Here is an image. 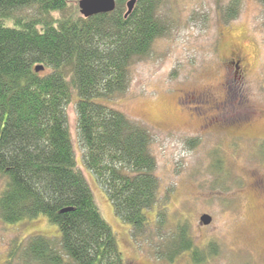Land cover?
<instances>
[{
	"label": "trees",
	"instance_id": "1",
	"mask_svg": "<svg viewBox=\"0 0 264 264\" xmlns=\"http://www.w3.org/2000/svg\"><path fill=\"white\" fill-rule=\"evenodd\" d=\"M79 1L0 0V220L44 215L59 229L57 237L12 241L6 264H125L77 162L66 111L73 99L81 165L129 224L133 240H149V227L160 230L166 220L151 130L104 102L127 89L134 61L166 34L162 0H136L128 14V0H116L113 11L89 17ZM26 8L36 16L19 13ZM220 10L228 23L238 1ZM153 207L154 224L146 214ZM167 240L156 246L157 259L188 253L190 264H209L218 254L214 243L197 247L185 221Z\"/></svg>",
	"mask_w": 264,
	"mask_h": 264
},
{
	"label": "rangeland",
	"instance_id": "2",
	"mask_svg": "<svg viewBox=\"0 0 264 264\" xmlns=\"http://www.w3.org/2000/svg\"><path fill=\"white\" fill-rule=\"evenodd\" d=\"M230 1L162 0L166 34L134 61L127 89L104 100L152 132L159 203L167 199L162 232L151 225L149 240H133L129 224L81 165L74 99L66 107L77 162L125 264H190L188 253L171 262L156 254L183 221L197 247H218L209 264H264V0H237V17L223 23L220 9ZM19 13L37 14L34 8ZM233 55L239 69L229 63ZM154 210L146 213L153 224ZM202 214L211 216L209 224ZM34 234L57 237L59 229L44 215L0 220V264L12 241Z\"/></svg>",
	"mask_w": 264,
	"mask_h": 264
},
{
	"label": "water",
	"instance_id": "3",
	"mask_svg": "<svg viewBox=\"0 0 264 264\" xmlns=\"http://www.w3.org/2000/svg\"><path fill=\"white\" fill-rule=\"evenodd\" d=\"M116 0H81L78 3L79 11L84 17H89L99 13L111 12L115 8ZM136 0L127 1V14L130 13L135 5ZM42 69L36 67V71ZM200 220L203 224H209L211 216L208 214H202Z\"/></svg>",
	"mask_w": 264,
	"mask_h": 264
},
{
	"label": "flooded vegetation",
	"instance_id": "4",
	"mask_svg": "<svg viewBox=\"0 0 264 264\" xmlns=\"http://www.w3.org/2000/svg\"><path fill=\"white\" fill-rule=\"evenodd\" d=\"M233 56H235V55H233ZM229 63L232 64L233 66H235L236 69L237 68L239 69L241 66V60L239 58H236V56L233 57L232 59H230Z\"/></svg>",
	"mask_w": 264,
	"mask_h": 264
}]
</instances>
